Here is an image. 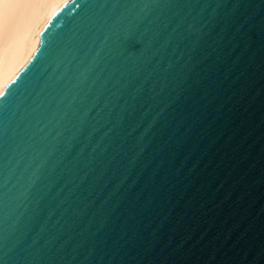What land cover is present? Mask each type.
<instances>
[{
    "label": "water",
    "instance_id": "1",
    "mask_svg": "<svg viewBox=\"0 0 264 264\" xmlns=\"http://www.w3.org/2000/svg\"><path fill=\"white\" fill-rule=\"evenodd\" d=\"M0 264H264V0H71L0 93Z\"/></svg>",
    "mask_w": 264,
    "mask_h": 264
},
{
    "label": "bare ground",
    "instance_id": "2",
    "mask_svg": "<svg viewBox=\"0 0 264 264\" xmlns=\"http://www.w3.org/2000/svg\"><path fill=\"white\" fill-rule=\"evenodd\" d=\"M71 0H1L0 93L38 49L53 15Z\"/></svg>",
    "mask_w": 264,
    "mask_h": 264
},
{
    "label": "rangeland",
    "instance_id": "3",
    "mask_svg": "<svg viewBox=\"0 0 264 264\" xmlns=\"http://www.w3.org/2000/svg\"><path fill=\"white\" fill-rule=\"evenodd\" d=\"M2 8V2H1V0H0V9Z\"/></svg>",
    "mask_w": 264,
    "mask_h": 264
}]
</instances>
